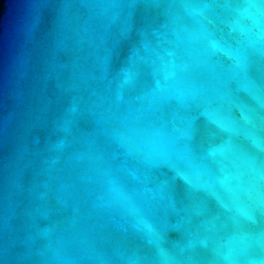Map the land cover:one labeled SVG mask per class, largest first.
I'll list each match as a JSON object with an SVG mask.
<instances>
[{"label": "water", "instance_id": "95a60500", "mask_svg": "<svg viewBox=\"0 0 264 264\" xmlns=\"http://www.w3.org/2000/svg\"><path fill=\"white\" fill-rule=\"evenodd\" d=\"M0 264H264V0H0Z\"/></svg>", "mask_w": 264, "mask_h": 264}]
</instances>
